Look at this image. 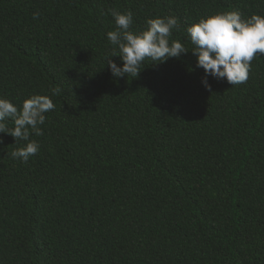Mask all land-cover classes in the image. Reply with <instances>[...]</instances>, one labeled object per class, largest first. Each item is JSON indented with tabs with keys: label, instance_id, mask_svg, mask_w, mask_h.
I'll return each mask as SVG.
<instances>
[{
	"label": "trees",
	"instance_id": "obj_1",
	"mask_svg": "<svg viewBox=\"0 0 264 264\" xmlns=\"http://www.w3.org/2000/svg\"><path fill=\"white\" fill-rule=\"evenodd\" d=\"M109 8L189 51L114 77ZM233 10L264 0H0V96L56 106L28 162L0 134V264H264V55L205 88L186 30Z\"/></svg>",
	"mask_w": 264,
	"mask_h": 264
},
{
	"label": "clouds",
	"instance_id": "obj_2",
	"mask_svg": "<svg viewBox=\"0 0 264 264\" xmlns=\"http://www.w3.org/2000/svg\"><path fill=\"white\" fill-rule=\"evenodd\" d=\"M111 15L115 29L107 33V40L113 46L110 56L105 57L107 66L114 77L129 75L137 77L143 62L162 63L168 58L179 57L189 51L179 40H171L173 31H179L181 24L175 16L156 17L146 20V28L140 32L131 30L133 13L120 12L109 8L103 12ZM39 13H33V19ZM188 38L193 45L191 51L196 57V66L202 68L205 77L202 83L210 88L207 77L224 79L231 86L246 83L254 58L264 55V16L253 14L244 17L239 10L216 13L204 17L187 27ZM119 57L118 66L111 57ZM53 96L60 89H51ZM48 95L33 94L23 100L18 108L10 100L0 96V134L13 137L14 144L25 142L11 151L13 159L23 163L40 150L38 141L30 139L44 134L40 127L46 122V113L55 109ZM11 121L13 126L9 127ZM2 142V141H0Z\"/></svg>",
	"mask_w": 264,
	"mask_h": 264
}]
</instances>
